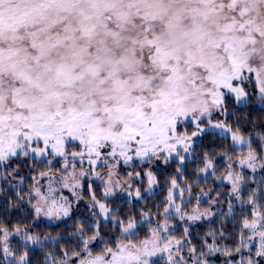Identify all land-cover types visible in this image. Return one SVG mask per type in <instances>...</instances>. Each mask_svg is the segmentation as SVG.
Wrapping results in <instances>:
<instances>
[{
  "label": "snow or ice",
  "instance_id": "obj_1",
  "mask_svg": "<svg viewBox=\"0 0 264 264\" xmlns=\"http://www.w3.org/2000/svg\"><path fill=\"white\" fill-rule=\"evenodd\" d=\"M253 102L264 0H0V264H264Z\"/></svg>",
  "mask_w": 264,
  "mask_h": 264
},
{
  "label": "trees",
  "instance_id": "obj_2",
  "mask_svg": "<svg viewBox=\"0 0 264 264\" xmlns=\"http://www.w3.org/2000/svg\"><path fill=\"white\" fill-rule=\"evenodd\" d=\"M250 111H251V115L253 118V121L257 124V125H264V111L261 110V106H256L251 104L250 106ZM207 143V141L205 142ZM194 165H189V168L193 167ZM175 165H173L171 168H169L167 170V172L161 173L162 177H166L167 175H171L173 169H174ZM195 177H189V179H194ZM200 187H204V188H211L213 187V184L211 181H209L207 184H201ZM164 188V185L161 184V189ZM163 199V193H161V195H158L155 197V200H160ZM152 206V201H149V203L147 205H137V207H151ZM2 210V209H0ZM127 207L125 208V211H127ZM207 225L206 224H197L194 228V235L196 233H200L202 234L204 230H206ZM50 230V229H45ZM55 231H59V229L54 230L53 234H55ZM177 237L180 235V230L177 229L176 232ZM35 259V258H34Z\"/></svg>",
  "mask_w": 264,
  "mask_h": 264
},
{
  "label": "rangeland",
  "instance_id": "obj_3",
  "mask_svg": "<svg viewBox=\"0 0 264 264\" xmlns=\"http://www.w3.org/2000/svg\"><path fill=\"white\" fill-rule=\"evenodd\" d=\"M252 104L253 105H256V106H261V105H259L258 103H255V102H253Z\"/></svg>",
  "mask_w": 264,
  "mask_h": 264
}]
</instances>
